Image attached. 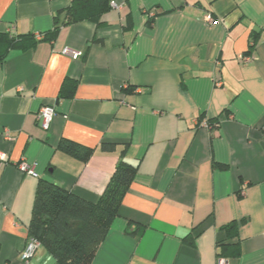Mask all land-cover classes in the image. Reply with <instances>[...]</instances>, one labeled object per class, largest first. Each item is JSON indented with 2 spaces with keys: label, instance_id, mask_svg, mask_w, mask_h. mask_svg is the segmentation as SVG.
I'll return each instance as SVG.
<instances>
[{
  "label": "crops",
  "instance_id": "0c3cea01",
  "mask_svg": "<svg viewBox=\"0 0 264 264\" xmlns=\"http://www.w3.org/2000/svg\"><path fill=\"white\" fill-rule=\"evenodd\" d=\"M70 2L0 0V264H58L43 248L21 259L38 182L94 203L120 158L137 172L92 264H216L232 221L229 264H264V0H110L99 28L9 46L50 32ZM43 106L56 112L47 131ZM63 140L92 152L69 156Z\"/></svg>",
  "mask_w": 264,
  "mask_h": 264
},
{
  "label": "trees",
  "instance_id": "16d2710c",
  "mask_svg": "<svg viewBox=\"0 0 264 264\" xmlns=\"http://www.w3.org/2000/svg\"><path fill=\"white\" fill-rule=\"evenodd\" d=\"M110 10V0H71L66 9L54 16L50 32L38 37H10L9 46L27 50L33 48L38 41L53 40L61 27L81 22H90L99 28L103 26L102 17ZM130 26L128 20L127 28ZM255 41L256 36L252 39L250 50ZM248 54L244 57H249ZM76 84V81L65 80L59 97L71 98ZM125 92L129 90L126 89ZM206 124L213 129L219 125V120H211ZM59 148L72 157L88 156L92 152L91 149L66 140L60 142ZM108 149V145L101 147V150ZM215 168L226 169L221 165H215ZM136 172L137 166L129 165L120 158L105 190L94 203L67 192L56 184L40 180L34 195L28 236L37 240L41 248L58 264H92L99 246L118 216L122 199L129 191ZM137 230L138 238L144 228L138 227ZM220 231L225 237L216 244L217 258L228 262L239 259L241 244L237 222L224 225ZM196 236L197 234H190L183 242L192 245Z\"/></svg>",
  "mask_w": 264,
  "mask_h": 264
},
{
  "label": "built area",
  "instance_id": "2783aa9c",
  "mask_svg": "<svg viewBox=\"0 0 264 264\" xmlns=\"http://www.w3.org/2000/svg\"><path fill=\"white\" fill-rule=\"evenodd\" d=\"M64 53L72 56V58H77L80 55V53L72 52L69 50H65ZM238 60L241 63H249L252 61V56H249V57L239 56ZM216 85L220 86L221 84L219 82H216ZM55 113H56L55 108L53 106L41 107L39 109L37 115H36V121L38 123V126L42 130L47 131L50 127V124H51L53 118L55 117ZM203 125H204V127H207L206 123H203ZM6 138H7V136H6ZM17 168H18L19 172L24 174V175H28V176H31L33 178H38V175L35 172L34 168L26 162H21L17 166ZM243 195H244V193H243V191H241L240 196H243ZM40 248H41L40 243L37 240L29 237L27 240L26 246H25V248L21 254V259L23 261H26V262L31 260ZM216 264H229V262L226 259L217 258Z\"/></svg>",
  "mask_w": 264,
  "mask_h": 264
},
{
  "label": "rangeland",
  "instance_id": "374dc122",
  "mask_svg": "<svg viewBox=\"0 0 264 264\" xmlns=\"http://www.w3.org/2000/svg\"><path fill=\"white\" fill-rule=\"evenodd\" d=\"M81 55V54H80Z\"/></svg>",
  "mask_w": 264,
  "mask_h": 264
}]
</instances>
